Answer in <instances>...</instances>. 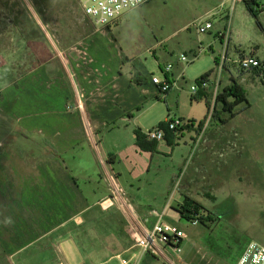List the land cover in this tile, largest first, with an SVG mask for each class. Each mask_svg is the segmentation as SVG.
Returning a JSON list of instances; mask_svg holds the SVG:
<instances>
[{
  "label": "rangeland",
  "instance_id": "374dc122",
  "mask_svg": "<svg viewBox=\"0 0 264 264\" xmlns=\"http://www.w3.org/2000/svg\"><path fill=\"white\" fill-rule=\"evenodd\" d=\"M58 1L66 4L51 9L43 22L30 0H1L7 6L0 7V90L8 85H17L44 63H48L45 68L48 73L55 75L61 72V52L98 30L84 16L76 0ZM230 5V0H151L124 13L110 25L111 39L122 53L123 70L131 66L134 74L138 73L145 81H150L152 76L164 78L161 68L171 64V73L178 82L170 95L160 94L159 99L153 94L148 96L144 107L137 113H142L137 121H131L130 124L119 122L113 126L112 132L103 129L99 140L104 139L106 145L125 146L132 141L135 129L141 127L144 132L148 131L168 116L171 119L193 121L197 126L205 123L209 116L206 100L199 96L192 97L191 87L197 86L196 80L201 75L216 70L214 53L223 46L219 36L228 20ZM206 20L212 21L213 28L204 34L198 33V24ZM231 33V58L234 59L238 54L234 49L236 47L245 54L256 52L264 64V0L238 3L232 13ZM182 55L187 56L188 62L180 60ZM229 66L234 80L241 85L247 97L249 107L242 104L236 108L238 115L227 123L229 128L234 129L227 132H218L216 128L221 123L213 118L209 122L208 135H222L221 142L231 135L235 136V156L224 152L219 158H205L202 154L205 144L199 143L192 150L194 132L185 133L179 146L170 148L175 150L174 154L159 152L151 159L152 152H145L136 146L133 162L137 166L136 173L145 175L140 181L132 183L130 174L123 172L121 182H117L122 192H111L107 173L99 163L97 154L90 148L89 140L84 138L61 155L66 166L74 171L77 186L82 192H92L91 196H84V200L93 203L94 199L106 193L110 199L108 204H111L107 211L96 207L92 214H83L86 225L73 229V241L76 243L72 251L74 259H69L65 264H94L107 259L109 253L104 248L108 245L103 243L115 246V238L112 237L114 231L121 233V243L116 245L121 248L120 251L133 244L129 233L133 221L124 201L138 217L151 210L163 213L167 207L163 213L164 222L176 225L187 237L182 244L181 254V259L185 261L173 257L170 250H166L175 264H236L250 244L264 247V73L255 76L253 73H240L233 64ZM223 78L224 83L231 82L228 72ZM147 88L152 89L150 86ZM4 94L0 93V105ZM11 102L13 97H7L6 104ZM65 110L75 112V104L67 101ZM55 120V117H45L42 122L54 127ZM19 125L20 121L15 122L0 111V143L8 146L14 144L13 149H2L1 157L6 151V155L14 153L15 159L26 154L30 158L36 156L37 151L31 148L32 145L26 146V142L22 145L27 135L19 131ZM28 136V140L39 138L37 133ZM99 145H102L101 142ZM78 154L79 157L73 158ZM105 161L111 171L112 167L106 158ZM203 164L207 167V174L203 172ZM79 165L93 177L85 180L77 170ZM123 166L126 165H122V169ZM128 166L131 170L134 167L129 163ZM180 172V179L175 178L174 175ZM216 174L220 177L216 183L219 187L214 184L212 192H202L200 187L198 192H187L213 218L192 225L175 210L180 207L177 202L186 193L180 192L182 177L187 180L199 176L202 180L203 176L209 179ZM5 178L6 175L0 174V181L4 184L10 182L9 177L3 180ZM129 182L133 187H130ZM4 184L2 191L8 192ZM90 214L92 220L89 219ZM77 233L80 234L76 236ZM40 248L41 244H35L20 255L10 256L7 249L0 247V264H23L21 261L24 258L28 264H56L58 259L59 263H64L59 258L61 254L57 246L52 245L48 252H41ZM145 256H148L146 264H171L159 255Z\"/></svg>",
  "mask_w": 264,
  "mask_h": 264
},
{
  "label": "crops",
  "instance_id": "0c3cea01",
  "mask_svg": "<svg viewBox=\"0 0 264 264\" xmlns=\"http://www.w3.org/2000/svg\"><path fill=\"white\" fill-rule=\"evenodd\" d=\"M110 32V26L105 29H98L87 36L85 40L77 42L61 52V72L55 75L48 73L45 70L48 63H44L36 70L33 69L17 85H8L0 90V93H5L0 106L6 109L0 107V111L12 117L13 121H20V125L17 127L24 136L27 135L22 145L26 142V146L32 145L31 148L37 151L36 156L31 158L26 154L25 157H22L23 159H15L13 158L14 153L10 155L7 153L6 155L7 151L4 152L3 157L0 156V174L6 175L3 180H7L8 177L10 180L6 184L0 181V247L3 250L7 249V252L11 254L10 256L20 255L35 244H41L39 249L41 252H48L50 247L55 245L61 254L59 256L60 260L62 259L65 264L69 259H74L72 251L73 245L76 243L73 241L75 236L73 229H80L83 225H86L83 214L91 213L96 207H99L102 211H107L111 207V204H108L109 196L106 193L94 199L93 203H89L87 199L84 200V196H91L92 192H82L77 186L74 171L66 166L61 156L84 138L89 140L90 148L97 154L99 163L103 165L107 173L108 181L110 183L114 182L118 189L121 188L117 182H121L123 172L130 174L129 177L132 183L140 181V178L145 175V173L140 175L136 173L137 166L133 162L137 152L135 147L139 146L135 132L140 131L145 134L147 130L144 132L141 127L135 129L132 141L127 142L125 146L106 145L104 139L99 140V134L103 129L112 132L113 126H117L119 122L130 124L131 121H137L142 114L137 113L144 107L146 98L153 94L159 99L161 94L158 88L150 82L151 80H146L141 85L133 82L131 66L128 70H123L122 53L114 46ZM219 39L223 46L217 53H214V61L219 58L224 49L221 35ZM231 41L232 33L228 43L227 55L229 59L234 61L245 53L234 46L238 54L234 59L231 58L229 53ZM212 52H214V49ZM229 67L228 65L222 72L221 89L230 85L234 80ZM164 68H161L164 78L167 77L175 83L176 87L178 81L171 73L172 70L165 73ZM238 71L240 73H253L258 76L255 70ZM227 72L231 78L229 84L224 83L223 78ZM215 73L216 70L208 78L213 79ZM149 86L152 88L151 90L147 88ZM173 89L167 95H170ZM211 91V87L205 90L200 88L196 95L199 92H204L211 97ZM7 97H13V102L9 105L6 104ZM192 97L194 96L192 95ZM67 101H72L75 104V112H66L65 104ZM45 117L56 118L53 122L54 127L45 124L44 121L42 122ZM213 118L217 119L214 116ZM165 120L161 122H165ZM217 120L219 121V119ZM188 123L191 125L177 133L167 131L163 142H155L152 148L148 147L143 150L152 152L151 159L159 152L166 151L174 154L175 150L170 148L175 145L179 146L185 133L194 132L195 136L191 138L192 150L199 143L201 145L205 144V151L202 153L205 158H219L224 152L227 155H236L233 150V146H236V142L233 141L235 136L231 135L226 141L221 142L222 135L215 137L208 135L210 123L202 127L195 125L193 121ZM227 123H221L216 128L217 131L223 133L233 130L234 128H229ZM30 133H37L39 138L28 140L30 139L28 136ZM100 142L101 146L99 145ZM0 144V155L2 149L8 150L14 147L13 143H10L9 146L3 144L5 147L2 143ZM185 145L188 144L185 142ZM132 149L135 150L132 151ZM77 157H79V154L74 155L73 158L76 159ZM105 158L112 167V172L108 169ZM128 163L134 165L132 170ZM122 165H126L123 166L124 169H122ZM203 167L204 174H207L205 164H203ZM77 170H79L80 175L84 176L85 180L93 177L80 165ZM181 175L182 172L174 175V177L180 179ZM219 178L218 174L212 175L209 179L203 176L202 180L199 176L187 180L182 177L180 192L186 193H183L184 195L177 202V205L181 206L185 197L191 198L187 192H198L199 187L202 192H212L215 185L219 187V184H216ZM132 183L130 187H133ZM3 184L8 192L2 191ZM109 189L112 190L111 187ZM166 208L163 210L164 212H166ZM153 212L154 210H151L146 215L137 216L146 228H152L157 221L156 214L159 213L154 212V214ZM151 218H155V220L153 221ZM89 219L92 220V215ZM93 219L96 220V218ZM78 234L80 233H77L76 236ZM120 234V231L113 232L112 237L115 238V246L111 247L109 243H103V245L109 246L104 248L109 253L107 259L119 253L121 248L116 245L121 243ZM243 255L240 256L236 264ZM147 258L148 256H143L141 264H146ZM212 260L211 257V262ZM21 262L28 264V260L25 258ZM59 262L58 259L56 264Z\"/></svg>",
  "mask_w": 264,
  "mask_h": 264
},
{
  "label": "built area",
  "instance_id": "2783aa9c",
  "mask_svg": "<svg viewBox=\"0 0 264 264\" xmlns=\"http://www.w3.org/2000/svg\"><path fill=\"white\" fill-rule=\"evenodd\" d=\"M149 1L151 0H76L84 16L90 19L94 27L97 29L107 28L119 18H121L124 13L137 9ZM256 1L257 0H230L231 5L229 17L228 20H226V24L222 33H220L224 42V49L217 59L216 73L214 78H203L197 82V86L191 87V94L193 96L196 95L200 88L205 90L211 87L212 91L209 116L206 119L204 125L208 124L213 118L216 100L221 91L222 72L228 65L233 64L238 68V70L245 72L259 70V75L261 76L264 73V64L254 52L250 54H244L234 61L229 59L227 55L228 43L231 36L232 13L235 9V6L240 2L255 3ZM212 28V21L206 20V22L198 24L197 31L198 33H206ZM195 57H197V54ZM180 60L182 62H188V58L185 55H182ZM171 70V64L164 68L165 73H169ZM151 82L163 95H167V93H169L170 90L175 87V83L171 82V80H169L167 77L161 79L157 76H152ZM190 125V123L185 122L182 119H171L169 117L165 120L162 126H155L154 128L145 132L144 135L147 141L160 143L165 140L167 131L177 133ZM110 184V187L112 188L111 192H122L121 189L117 188L114 182ZM119 196L121 199H123L122 195L119 194ZM124 204L126 211L133 221V225L130 223L129 226V233L133 244L127 249L116 253L108 259L96 264H141V260L146 254L162 256L171 264H175L171 256H168L166 252L167 249L170 250L173 257L177 256L180 261H185L183 258L181 259V254L183 250L182 244L185 240H187V237L184 231L176 225L164 222V211L163 213L156 214L157 221L152 226V228L149 229L139 221L137 216L130 209L128 203L124 201ZM198 218L200 217L195 216L190 223L192 225H198ZM248 259V264H264V247L256 244H250L238 264H246Z\"/></svg>",
  "mask_w": 264,
  "mask_h": 264
},
{
  "label": "trees",
  "instance_id": "16d2710c",
  "mask_svg": "<svg viewBox=\"0 0 264 264\" xmlns=\"http://www.w3.org/2000/svg\"><path fill=\"white\" fill-rule=\"evenodd\" d=\"M32 3L36 13L39 15L41 20L45 22L47 14L50 12L51 9L63 6V4H66L65 2H61L58 0H30ZM60 3V4H59ZM7 6L6 3L1 2L0 0V7ZM14 5V4H13ZM65 6V5H64ZM13 8H11V12L13 13ZM53 34L52 32H50ZM217 63V60H215ZM257 74L259 75V70H255ZM213 73V70L203 74L200 76L197 82L203 78L209 77ZM132 80L136 84H144L146 81L143 77L139 76L138 73L132 74ZM200 97L204 98L206 100L207 108L210 109L211 104V97L205 94L204 92H199L194 97ZM245 104V107H249V103L247 100V97L245 93L242 90L241 85L235 81L232 80V83L223 89H221L217 100H216V106L214 110L213 116L221 123H227L231 119L235 118L238 115V112L236 111V108L239 105ZM223 115L226 117L223 118ZM164 122L159 123V126H162ZM204 124L200 123L199 127H202ZM137 144L142 149H147L148 147L152 148L155 144V142L147 141L145 138V135L142 134L140 131L135 132ZM176 211L179 213L180 217L187 220L188 222H191L195 216H199L198 218L199 223H205V221L213 220L211 217V214L207 212L199 203H197L195 200L189 197H185L183 200V203L179 208L176 209Z\"/></svg>",
  "mask_w": 264,
  "mask_h": 264
},
{
  "label": "water",
  "instance_id": "95a60500",
  "mask_svg": "<svg viewBox=\"0 0 264 264\" xmlns=\"http://www.w3.org/2000/svg\"><path fill=\"white\" fill-rule=\"evenodd\" d=\"M248 263H249V259L247 260L246 264H248Z\"/></svg>",
  "mask_w": 264,
  "mask_h": 264
}]
</instances>
